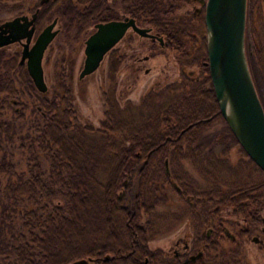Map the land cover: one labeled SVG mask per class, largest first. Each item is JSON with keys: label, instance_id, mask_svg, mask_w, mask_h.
<instances>
[{"label": "trees", "instance_id": "16d2710c", "mask_svg": "<svg viewBox=\"0 0 264 264\" xmlns=\"http://www.w3.org/2000/svg\"><path fill=\"white\" fill-rule=\"evenodd\" d=\"M57 1L66 26L76 33L114 16L106 0H47L44 4L37 2L38 22L47 15L48 5ZM160 1L135 0L129 11L166 34V46L177 52L180 80L157 91L149 90L138 104L119 109L114 90L120 55L111 48L107 53L106 85L101 91L103 117L95 128L77 121L60 59L52 65L54 83L48 98L34 91L20 64L11 73L12 57L2 58L0 54V103L21 94L34 99L26 128L19 123L21 111L17 119L0 116V171L7 175L4 182L0 179L1 261L65 264L90 257L87 264H144L146 239L165 227L163 213L155 211L156 205L166 206L164 186L177 198L194 190L204 195V204L195 214L200 218L193 221L194 236L198 237L207 201L242 213L255 207L264 195V172L245 153L219 112L203 63L205 29L196 37L194 28L181 25L182 21H163ZM262 7L264 0H246L245 17L247 13L250 24L245 23V30L249 27L254 31L252 13L260 19ZM200 23L204 28L202 13ZM245 34L247 64L264 110V39L256 34V43L251 42L248 49ZM183 37L192 43L191 51L183 48ZM191 65L197 66L193 77L185 71ZM15 78L18 89L13 84ZM217 121L218 129L209 132ZM9 144L25 154L23 170L15 169L6 147ZM233 145L245 159L241 156L230 162L224 156ZM40 157L45 159V166ZM164 159L169 162V174L163 171ZM181 160L188 161L199 173L201 183L184 171ZM100 162L105 167H100ZM251 166L258 172L253 179L248 175ZM101 168L106 173L104 183L96 177ZM217 171L226 172L227 177H220ZM240 171L247 173L240 177ZM123 178H127L126 188L132 181L135 187L128 197L118 198ZM21 204L25 207L18 213V223H14L8 210L18 211ZM176 210L169 215L178 217L184 207ZM142 212L147 215L144 223L139 222ZM4 229L10 232L9 241L4 239ZM146 264L163 263L161 258L149 256Z\"/></svg>", "mask_w": 264, "mask_h": 264}, {"label": "rangeland", "instance_id": "374dc122", "mask_svg": "<svg viewBox=\"0 0 264 264\" xmlns=\"http://www.w3.org/2000/svg\"><path fill=\"white\" fill-rule=\"evenodd\" d=\"M108 3L113 7L114 3L111 0H107ZM39 0H5L0 2V19L13 15L14 13L25 12L31 10V5H37ZM47 2V0H46ZM171 0H164L161 6L160 16L164 20H182L181 25L186 24L194 28V33L196 37H199L201 33H204V28L200 23V15L194 11V7L199 5L198 2H191L187 0H181L179 4H172ZM47 15L42 18L38 25L40 28L43 24L50 21L54 16L57 17L56 25L59 27L58 32L55 34L51 40V44L46 50L45 56L43 58V75L44 80L47 85V90L43 93L50 98L51 90L53 86L52 78V65L56 58L61 60L64 74V82L70 90V102L75 114L77 121L82 125H89L95 128L99 125V121L103 117L104 104L101 97V91L105 88V69L107 65V54L102 60L100 66L91 74L78 78V72L83 60V40L92 30V24L86 26L83 31L76 33L74 28H69L65 24V18L61 15V4L57 1L48 5ZM140 26H148L147 22L138 20ZM183 48L186 51L192 50V43L187 37H183ZM148 41L146 38L140 35L126 34L122 40L118 41L114 47L118 52L123 54L122 59L118 62V70L116 71V86L114 90L115 99L119 109H122L126 104L136 105L139 102V98L144 96L149 90L157 91L163 86L171 83L173 81H179L180 75L177 74L175 68V53L171 49L165 47L153 46L148 47L146 43ZM0 54L3 57H12L11 73H14L15 65L19 58V50L16 44H11L8 46L0 47ZM145 54L149 55V58L145 61H140L138 66L137 61L134 58L144 57ZM19 64V63H18ZM24 69V65L20 64ZM146 68H148L146 70ZM186 73L193 77L197 73V66L191 65L185 68ZM13 84L18 89L19 84L16 78L13 80ZM33 84V83H32ZM24 91V90H23ZM34 91L38 92L35 87ZM7 102L0 103V116L7 119H17V112H22V117L18 118L19 123L24 128L30 124L32 118V106L34 105V99L28 97V95L20 96H10ZM124 114V112H122ZM220 123L217 121L213 123L212 127L208 129L209 132L218 129ZM8 152L11 153V159L15 162L16 170L24 169L25 154L15 145H7ZM217 149L220 147L216 146ZM1 153V150H0ZM230 162L235 161L239 157L246 156L238 150V148L233 145L229 147L224 155ZM42 165L45 166V159L40 157ZM100 167H105L102 162H100ZM186 166L189 164L185 163ZM247 172L240 171L239 176H245ZM220 177H227L226 172L217 171ZM105 171L98 169L97 179L99 183H104ZM251 179L258 176L257 170L251 166L249 174ZM7 178L5 172L0 171V179L4 182ZM198 182L201 183V179L197 178ZM135 187L134 181L128 188L122 189L121 186L117 189V193L121 192V197L129 196ZM119 192V193H120ZM127 196V197H128ZM176 196V195H175ZM167 202L175 199L174 194L169 193L166 196ZM125 200V198H124ZM25 207L23 204L19 205L18 211L8 210L10 215L9 219L14 223H18L19 212ZM224 208V207H223ZM224 216H233L229 211L224 209L222 211ZM8 220V219H7ZM145 217L142 216V221ZM185 228L184 223H181L175 229L147 241L150 247L159 246L162 248H167L169 243L175 241L176 239L184 238L183 229ZM4 239L6 241L10 240V232L4 229ZM223 242L226 241V237L222 238ZM3 255V254H2ZM0 264H8L5 261H1Z\"/></svg>", "mask_w": 264, "mask_h": 264}, {"label": "water", "instance_id": "95a60500", "mask_svg": "<svg viewBox=\"0 0 264 264\" xmlns=\"http://www.w3.org/2000/svg\"><path fill=\"white\" fill-rule=\"evenodd\" d=\"M43 1L39 0L40 3ZM245 10L246 0L203 1L206 53L203 63L207 66L221 116L245 153L264 172V110L245 54ZM36 12L37 8L29 18L21 14L0 23V47L24 38L18 63L25 65L35 89L44 93L47 85L41 59L44 48L57 32V28H53L56 17L42 27L27 47L32 32V26H27L34 21ZM92 26L93 30L83 40V60L78 78L91 74L100 66L127 28L140 35L152 36L148 28L137 26L131 17L98 21ZM90 259L79 257L65 264H87Z\"/></svg>", "mask_w": 264, "mask_h": 264}, {"label": "flooded vegetation", "instance_id": "af4514ba", "mask_svg": "<svg viewBox=\"0 0 264 264\" xmlns=\"http://www.w3.org/2000/svg\"><path fill=\"white\" fill-rule=\"evenodd\" d=\"M111 1L114 3L113 7L110 5L114 15L113 18L111 19L119 20L122 19L123 17H131L133 18L134 23L137 26H140L138 24V20H142V19L141 18L137 19L129 11L133 7L135 0H111ZM171 1H173L172 4H179L181 0H171ZM187 1L198 2L199 5L197 7H194L193 9L194 11H192V13L197 12L198 15L202 13L203 16L204 0H187ZM44 2H46V0L41 3ZM106 2L108 1L106 0ZM160 2L163 4L164 0H161ZM30 7L31 10L28 12L25 11V12L14 13L11 16L0 19V23H2L11 19L14 16L21 14L27 15V17L29 18L30 14L37 8L36 17L34 21L27 26L28 28L32 26V32L30 39L27 43V47H29L32 44L36 34L42 29V27L49 22V21L46 22L40 28H38L39 23L37 20V13L39 11V6L31 5ZM162 20L168 22L167 20L164 19ZM169 21H182V20L173 19ZM56 22H57V17H56ZM56 22L53 28H57V32H58L59 27L56 25ZM248 22L250 24L249 18L246 13V17H245L246 26L249 25ZM251 24L254 26V31H251L252 29L249 27H247V29L244 30V33H246L245 45L247 46L248 49L250 48L251 42L256 43L257 41V39H255L256 34L263 37L264 39V7L261 8L260 19H257L256 14L254 12L252 13ZM140 27L148 28L149 29L148 33L151 34L152 36L140 35L129 27L124 31L123 35L118 41L122 40V38L126 34H134L146 38L148 40L146 41V43H148L147 44L148 47L153 46L154 44L157 47H165L167 49H170L166 46L165 33H161L159 30L155 29V27H153L150 24L148 26H140ZM92 30H93V26H92ZM22 41H24V38H22L21 40L10 42L4 46L16 44V47L19 50V55H20V51L22 49ZM50 44L51 41L46 45V47L43 50L42 59H41L42 67H43V58ZM112 48L115 47L113 46ZM171 50H173L175 53V64H176L175 70L177 74L180 75V69L176 58L177 52L174 49ZM116 51L117 54L120 55V60H121L123 54L118 52L117 49ZM148 58L149 55L145 54L144 57L142 58H138L136 56L134 58V61L136 60L139 66L140 61H145ZM147 69L148 68H146V70ZM164 160L162 161L163 171L166 174H169V162L167 159L166 162H164ZM180 163L184 166V168H186L184 169V171L186 170V172L190 173L191 176L195 178V180H197V178L201 179L199 173L190 166V163L188 161L181 160ZM185 163L189 164V166H186ZM127 185H128L127 178H123L121 183V188L124 189L125 187H127ZM172 186L174 187L175 190L179 192L181 191V189L176 183H172ZM164 187H165L164 195L166 197L167 194L171 193V191L167 186ZM194 191L179 194L178 198L177 196L175 197L174 195L175 199L171 200L170 202H167V199H165L164 204L166 206H164L163 204L155 206V211H160L163 213L162 217L164 220L165 227L160 232L146 239L145 247L146 250L148 251V254L144 255L143 263L144 264L147 263L149 256H155L157 260L158 258H161V262L163 264H166L168 262L170 264L172 263L174 264H264V195L257 200V205L255 207L248 208L245 210V212L242 213L233 212V209L230 206H225L224 208L223 207L218 208L217 204L214 203V200L207 201L208 207L204 208L205 211L200 220L202 221L200 228V236L198 237V236H194L193 225L194 223L198 222L200 218V217H196V215L200 212L201 205L204 204V201H202L201 199L202 197H204V195L197 192L196 190ZM119 192L117 193L118 198L121 197V192L120 193ZM184 202L186 203V205H184ZM180 207H184V210L181 213H178V217H172L169 215L170 213H173L176 209L178 210V208ZM190 209L192 213L194 212L193 214H190ZM224 209L229 211V213H231V215L233 216L231 217L224 216L222 213ZM142 216L145 217L144 221H142ZM146 220H147V215L144 214L143 212L140 213L139 222L144 223ZM181 223H184L185 226V228L182 230L184 234V238L182 239L178 238L175 241L169 243L167 248H162L159 246L150 247L148 245L147 241L149 239L157 236H161L175 229ZM224 237H226L225 242H223L222 240V238Z\"/></svg>", "mask_w": 264, "mask_h": 264}]
</instances>
